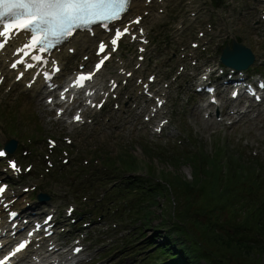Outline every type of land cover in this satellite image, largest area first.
I'll list each match as a JSON object with an SVG mask.
<instances>
[{"label":"rangeland","instance_id":"1","mask_svg":"<svg viewBox=\"0 0 264 264\" xmlns=\"http://www.w3.org/2000/svg\"><path fill=\"white\" fill-rule=\"evenodd\" d=\"M13 106L14 110L20 114L18 121L20 127H17V132L22 133L23 136L27 133L29 136H35L36 130L31 128L33 121L40 124V129L45 128L52 132L56 128L49 124V119L46 115L41 114L42 108L38 104V101L30 99L27 95H21L20 99L13 103ZM175 107L176 104H173V106L169 107V111H173ZM185 107L187 109V106ZM34 115H36L37 120ZM3 117L0 114V118L3 119ZM126 119H128L126 122L117 119L113 121L111 128L114 131L105 126L93 138L86 141H83L84 139L82 138L80 142L85 150H87L90 148L92 142L96 141L100 143L103 141L101 136H105L106 140H104V145L99 146V155L97 156L102 160V165H108V168L111 170H116L117 167L118 171L120 170L123 164L120 159V153L124 152L128 156H132V161L137 165V169L143 173L148 171L154 177L167 178L168 180H173L174 177L179 178L177 185H174L171 181L173 183V187H171L172 191H167L166 195H163V191L160 188H156L151 195L149 194L145 195V197L138 198L139 201L136 206L141 209L139 213L143 211L145 201H151L149 199L150 196L158 195L156 200L159 202L158 206L151 208L153 216L147 222L149 226L143 228V236L145 239L140 240L138 243H144L146 239L148 240V238H152L156 234L160 235L158 241H165L166 238L164 236L168 234V228L172 227L175 222L181 224L178 218L182 217V220H184L183 225L187 229V239L190 238L199 249L200 253H198V256L201 257L202 255L205 257V259H200L199 257V260L197 259L195 264H264V129L250 125L244 128L245 126L241 124L229 128L212 125L206 127L201 122V114L198 115L193 105L187 111L178 108L174 118L178 123H182L189 134L184 135L181 133L175 139L169 140V142H163L162 139L157 140L154 138L155 140H151L150 133H148V130L144 126L138 123L135 124V121L131 118ZM6 130L9 133L16 134V130L11 124L7 125ZM171 130L170 128L169 131ZM37 134H39L37 137L38 146L43 149L44 140L42 138L45 132L40 130ZM242 137L247 140L244 141V143H247L246 149H254L256 151L253 152L257 153L255 158H244L246 154H241L240 150L242 148L236 146L237 140H242ZM110 141L116 144L117 152H110L108 148V145H111ZM134 143L136 144L134 145ZM146 143L149 146H144ZM152 143L155 147H152ZM78 156H81L80 152ZM197 159L198 161H196ZM231 161H234V164ZM147 164H150L154 169L151 170V167L148 168ZM195 164L197 165L198 171L200 169L206 170L209 177L216 181L213 187L211 183L210 192L211 190H216V193L221 196L219 200L210 196L209 187H207L204 180L205 177L201 178L200 181L195 180ZM72 165L74 166L72 163L69 164L67 172L69 169H72ZM97 170L104 173L108 172V170ZM121 170H123L122 167ZM255 173H259L260 175L258 174L256 177ZM117 177V175L106 176L100 181L101 184L97 181L94 184L108 186ZM94 178L95 175L89 179L93 180ZM247 178L250 179L247 180ZM78 180L79 178L74 180L71 176L65 177L60 181L48 179L45 181L44 186H50L53 190L55 197L54 199L52 197L51 200H55L58 192H64L65 194H69L71 201L76 200L77 204H83L79 199H75L76 193L73 192ZM236 180L238 181L237 190L234 191L232 190V184ZM257 181L261 182L257 185ZM69 185H71L70 190H68ZM248 185H257V187L249 191L245 189ZM100 186L94 190L92 194L94 198L100 193ZM165 187L168 189L167 186ZM78 194L79 197H83L85 192L78 191ZM171 199L174 202H171ZM187 201H189L194 217L196 216L197 219H201L203 224L213 225L216 231L223 236V239L237 242V250L242 249L243 253L245 250L246 253L250 251L249 258L246 257L249 254H242L240 252V254H232L226 252V250H223V256L219 257L216 251L218 250L216 243L209 245L205 242L206 244L199 245V242H204L203 231L198 230L192 224L191 219H186L189 216L192 217L191 212L187 211V214L186 210L185 213L179 211L180 208L184 209L183 206L188 203ZM91 202L92 200L89 201V203ZM91 210L92 208H89V213ZM199 210L204 211H200V215L196 214ZM248 212H250V215H247ZM59 213H61V209ZM260 216L261 218L258 221ZM166 220H168L169 224ZM109 222L111 221L108 220L101 224H95L97 227L95 228L93 226L91 230L95 232L97 239L107 243L105 247L109 246V249H107L109 253L114 251L112 256L107 260L116 258L115 262H113L114 264L118 262V259H122V247L124 245L122 242L115 244L114 241L120 240V238L124 239L126 236L125 231L117 232V234L109 232ZM100 225L103 226L101 227ZM135 225L137 226V230L131 237H135V234H141L142 232V225L138 221L135 222ZM120 227V229L124 228L122 226ZM98 229H101L100 233L96 232ZM171 239H177L175 234H173ZM244 240L246 242L249 241V243H245ZM259 240L261 242L258 244ZM90 247L92 246L90 245ZM219 248V251H221L222 247ZM95 249L93 247V257H97ZM125 249L127 251L129 250L127 247ZM140 255H137L135 258L128 256L123 260L124 262L117 264H132L141 258ZM103 264L108 263L103 262Z\"/></svg>","mask_w":264,"mask_h":264},{"label":"snow or ice","instance_id":"2","mask_svg":"<svg viewBox=\"0 0 264 264\" xmlns=\"http://www.w3.org/2000/svg\"><path fill=\"white\" fill-rule=\"evenodd\" d=\"M131 3L132 0H0V51L6 48L14 36L24 32L29 36V39L21 47L16 48L17 59L11 64V67L17 69L23 66L25 69H33L36 65L29 63V60L35 61L37 64L43 63L42 54L63 44L75 33L79 31L92 32L93 26L96 25L110 30L113 23L121 21L129 12ZM134 23L138 25L141 20L136 19ZM131 31L132 29L128 26L117 27L114 29L110 42L99 43L98 55H104L95 64V72L79 74L72 82V87L84 88L86 82H90L94 78L95 73L99 72L105 62L110 59V53L118 49L119 43ZM132 38L137 39L136 36ZM140 51L143 52L144 49L141 48ZM23 75V72L19 73L17 79H21ZM128 75L131 76L132 73H128ZM115 86V82H113V87ZM260 87L264 88V84H261ZM68 90L65 88L61 93L62 99ZM75 119L80 121V115H77ZM6 155V150L0 149V158H4ZM9 166L14 172L20 171L14 161L10 162ZM5 191L6 188L0 186V198ZM16 215L15 212L10 213L12 217ZM48 219L50 221L51 218ZM29 235L32 233L30 232ZM28 246L26 242H20L11 252V256L5 255L3 259H0V264H6L17 254L26 250Z\"/></svg>","mask_w":264,"mask_h":264},{"label":"trees","instance_id":"3","mask_svg":"<svg viewBox=\"0 0 264 264\" xmlns=\"http://www.w3.org/2000/svg\"><path fill=\"white\" fill-rule=\"evenodd\" d=\"M231 162L234 164V161H231ZM200 170H201V172H200ZM200 170L198 171L197 165H195V171H196L195 172V180H199L200 181L201 178L205 177L204 180H205V183L207 184V187H209L208 189H209V192H210L211 183L213 184L212 185V187H213L215 185L216 181L214 179H211V177H209V174L207 173L206 170L205 171L203 169H200ZM249 173H250V171H249ZM249 179L250 178H247V180H249ZM177 180H179V178L174 177V179L173 180H170V181H172L174 183V185L175 184L177 185ZM172 182L169 183L170 186L173 185ZM237 182L238 181L236 180L232 184V186H233L232 190H234V191L237 190ZM209 194H210V196L215 197L216 200H219L220 197H221L219 194L216 193V190H214V191L211 190V192ZM187 202H188L187 203V206H185V205L183 206L184 209H182L183 211H180L181 213H185L184 210L191 208L190 207V204H189V201H187ZM200 211H204V210H199L198 212H196V214H199L200 215ZM247 215H250V212H248ZM260 218H261V216L258 218V221L260 220ZM179 220L182 223L184 222V220H182V217H179ZM192 222L194 223V225L197 228H202L203 229L204 239L209 243V245L216 243V245L218 246V251L220 250L219 247H222L221 251H219V253H218L219 256L221 255V252H223V250H226V252H230L232 254H240V253H242V254H249V255L246 256L247 258H249L250 254H251L250 251H247V253H246V250H245L244 253H243L242 252V249L237 250L236 249V243L237 242H234V241H231V240H227V239H223V236L220 235V233L216 231V229H215V227L213 225H210L209 226V225L203 224L202 221H201V219H197L196 216L194 217V219L192 220ZM182 225L183 224H177L176 223V225L174 226L173 232L178 235V237H177L178 239H176V241L177 240H180L179 246L175 248V250L177 251V256H178V259H179V263L180 264H185L184 262H187L188 260H192V258H194V256L192 255V250L189 249L186 246V242H187V240H186L187 239V229H186V227L184 225L183 226ZM171 231H172V229H171ZM179 233L184 237L183 240L180 239L181 237H179ZM188 240H190V242L192 243V240L191 239H188ZM244 242L245 243H249V241L246 242V240H244ZM260 242L261 241L259 240L258 241V244ZM240 248H242V247H240ZM166 249L167 250H170V248H166Z\"/></svg>","mask_w":264,"mask_h":264},{"label":"bare ground","instance_id":"4","mask_svg":"<svg viewBox=\"0 0 264 264\" xmlns=\"http://www.w3.org/2000/svg\"><path fill=\"white\" fill-rule=\"evenodd\" d=\"M78 39H81V38H78Z\"/></svg>","mask_w":264,"mask_h":264}]
</instances>
